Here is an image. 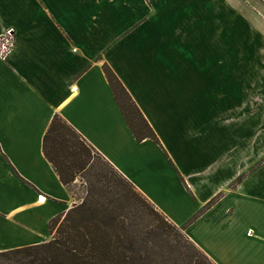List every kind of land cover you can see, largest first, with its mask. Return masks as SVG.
Segmentation results:
<instances>
[{"label":"crops","instance_id":"crops-1","mask_svg":"<svg viewBox=\"0 0 264 264\" xmlns=\"http://www.w3.org/2000/svg\"><path fill=\"white\" fill-rule=\"evenodd\" d=\"M10 27L0 252L48 242L51 219L78 204L43 151L59 114L216 264L230 240L264 264V131L247 94L253 52H237L239 30L264 31V0H0V34ZM106 63L160 144L137 141Z\"/></svg>","mask_w":264,"mask_h":264},{"label":"trees","instance_id":"trees-1","mask_svg":"<svg viewBox=\"0 0 264 264\" xmlns=\"http://www.w3.org/2000/svg\"><path fill=\"white\" fill-rule=\"evenodd\" d=\"M104 71L137 141L151 139L160 144L153 127L107 63ZM43 151L65 185L70 187L77 176L86 174L90 183L87 195L79 204L51 219L48 242L0 252V264L13 261L12 256L14 264H145L148 258L143 257L141 246L147 239L126 226L122 193L150 207L165 242L170 243V237H180L175 240L184 255L180 264H216L185 235L188 223L181 226L173 223L59 114L54 115L44 136ZM181 244L183 249L193 251L190 258L185 250L181 251ZM143 248L147 250L145 244ZM154 264H158L155 259Z\"/></svg>","mask_w":264,"mask_h":264},{"label":"rangeland","instance_id":"rangeland-1","mask_svg":"<svg viewBox=\"0 0 264 264\" xmlns=\"http://www.w3.org/2000/svg\"><path fill=\"white\" fill-rule=\"evenodd\" d=\"M225 20V16H222V21ZM256 37L260 40H255ZM238 38V54L244 52L243 49L246 47V42L249 44L248 48L250 51L253 52L250 54V58L253 59V77L251 78L252 86L251 91L247 94L248 96L250 95L248 101L252 102L254 105V119H256V115L260 117L258 123L254 125V135L255 137L258 136L257 138L263 139L262 135L264 130L260 123L263 120H261V114L263 112V109L261 110V108H264V45L262 44L264 31L239 30ZM207 44L211 45L213 44V41L210 43L206 42L205 45ZM240 48L242 50H240ZM95 172H98V166L96 167ZM85 176L86 174L77 176V179L70 185L78 204L84 197H86L87 191L90 187V183ZM237 181H239V179ZM121 199L123 210L127 218L126 226L128 225L130 231H134L137 236L139 235L142 238L145 237L147 239L146 241H143L141 246L144 251L142 252L143 257L144 255H147L148 258L145 261V264H154V259L158 264H180L179 262H182L184 255L178 250V247H176L177 243L175 242V240L180 239V237H170L171 242H165L164 239L166 238H161L160 236L161 230L158 227V220L150 214V207H147L144 203L140 202V200L131 198L128 193H122ZM181 240L185 243L184 237H182ZM227 243H229L227 245V252L221 254V256H225V259L227 258V264H246L248 255L242 244L235 243L232 240ZM144 244L147 252L143 248ZM181 245V251L185 250V254L190 258L193 251L191 249H183L184 245ZM14 257L15 256H12L11 258L13 261ZM13 261L6 260L2 264H14Z\"/></svg>","mask_w":264,"mask_h":264},{"label":"built area","instance_id":"built-area-1","mask_svg":"<svg viewBox=\"0 0 264 264\" xmlns=\"http://www.w3.org/2000/svg\"><path fill=\"white\" fill-rule=\"evenodd\" d=\"M16 45V30L14 27L6 29L0 34V59H6Z\"/></svg>","mask_w":264,"mask_h":264}]
</instances>
